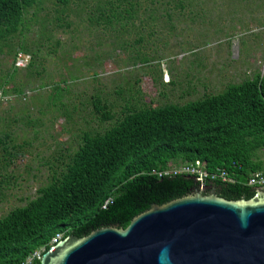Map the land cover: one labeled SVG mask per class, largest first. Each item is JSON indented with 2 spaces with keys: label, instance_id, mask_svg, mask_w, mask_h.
<instances>
[{
  "label": "rangeland",
  "instance_id": "obj_1",
  "mask_svg": "<svg viewBox=\"0 0 264 264\" xmlns=\"http://www.w3.org/2000/svg\"><path fill=\"white\" fill-rule=\"evenodd\" d=\"M37 7L34 17L35 8L23 15L21 37L0 43V138L15 146L12 165L0 169V217L34 198L82 133L113 123L97 121L92 99L115 119L127 103L182 106L264 77V0H81L64 9L40 0ZM110 14L119 25L102 23ZM22 46L28 55L17 51L12 60ZM55 86L60 99L52 104ZM257 157L264 164V150Z\"/></svg>",
  "mask_w": 264,
  "mask_h": 264
},
{
  "label": "trees",
  "instance_id": "obj_2",
  "mask_svg": "<svg viewBox=\"0 0 264 264\" xmlns=\"http://www.w3.org/2000/svg\"><path fill=\"white\" fill-rule=\"evenodd\" d=\"M39 1L0 0V43L4 48L27 31L23 15L35 8L34 17ZM52 1L64 9L81 0ZM124 12L129 16L131 8ZM103 22L119 25L114 14L102 15ZM17 51L28 55L24 46L18 47L12 60ZM16 71L11 70L6 83ZM53 90L52 104L59 102L61 92L56 86ZM90 107L97 121L113 123L101 132L82 133L76 148L35 191L34 198L0 217V264H20L37 251L43 255L55 238H82L111 226L124 229L151 205L190 194L193 183L188 178L192 177L158 178L152 172L198 163L203 171H223L232 179V183H210L220 198L234 201L253 196L246 181L264 171L257 157L264 150V77L259 74L182 106L153 108L127 103L115 119L99 98L92 99ZM8 140L7 134L0 138L1 170L10 167L14 158L15 146ZM2 188L0 182V196Z\"/></svg>",
  "mask_w": 264,
  "mask_h": 264
},
{
  "label": "water",
  "instance_id": "obj_3",
  "mask_svg": "<svg viewBox=\"0 0 264 264\" xmlns=\"http://www.w3.org/2000/svg\"><path fill=\"white\" fill-rule=\"evenodd\" d=\"M188 179L189 195L151 205L124 229L59 240L39 264H264V186L228 201Z\"/></svg>",
  "mask_w": 264,
  "mask_h": 264
},
{
  "label": "built area",
  "instance_id": "obj_4",
  "mask_svg": "<svg viewBox=\"0 0 264 264\" xmlns=\"http://www.w3.org/2000/svg\"><path fill=\"white\" fill-rule=\"evenodd\" d=\"M22 57L17 56V60H20ZM198 163H194L193 165H190L188 167H182V168H168L164 169L158 172H152L154 175H156L158 178L163 177H173V176H189L194 178L196 184L199 186L205 184V183H211L218 181L220 183H232V179H230L227 174L223 171L216 170L212 173H208L206 171H203V169L200 168ZM246 186L249 188H252V190L256 187H262L264 186V171L263 172H256L252 174L246 181ZM58 238H55L51 241L52 244H55ZM51 249V248H50ZM40 252H34L30 254L23 262L20 264H33L34 262H37L40 260Z\"/></svg>",
  "mask_w": 264,
  "mask_h": 264
},
{
  "label": "flooded vegetation",
  "instance_id": "obj_5",
  "mask_svg": "<svg viewBox=\"0 0 264 264\" xmlns=\"http://www.w3.org/2000/svg\"><path fill=\"white\" fill-rule=\"evenodd\" d=\"M217 192V191H216Z\"/></svg>",
  "mask_w": 264,
  "mask_h": 264
}]
</instances>
